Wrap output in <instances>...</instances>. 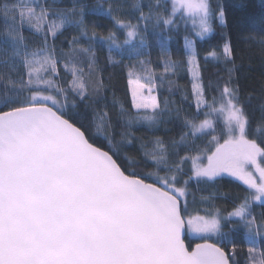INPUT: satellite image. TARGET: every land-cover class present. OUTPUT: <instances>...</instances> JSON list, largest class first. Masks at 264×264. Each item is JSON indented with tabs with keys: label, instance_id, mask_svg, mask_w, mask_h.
<instances>
[{
	"label": "snow or ice",
	"instance_id": "6c2138e0",
	"mask_svg": "<svg viewBox=\"0 0 264 264\" xmlns=\"http://www.w3.org/2000/svg\"><path fill=\"white\" fill-rule=\"evenodd\" d=\"M70 2L0 0V264H264V81L244 90L231 32L262 52L264 35H241L243 12L229 20L244 6ZM90 16L111 22L107 35ZM258 23L264 32V15ZM218 30L223 42L203 60L231 67L206 82L196 38ZM181 31L176 60L169 41ZM109 66L128 99L115 94ZM173 123L179 139L133 131ZM225 178L236 191L218 190ZM193 183L208 194L197 198Z\"/></svg>",
	"mask_w": 264,
	"mask_h": 264
},
{
	"label": "trees",
	"instance_id": "16d2710c",
	"mask_svg": "<svg viewBox=\"0 0 264 264\" xmlns=\"http://www.w3.org/2000/svg\"><path fill=\"white\" fill-rule=\"evenodd\" d=\"M87 4H95L97 0H84ZM109 0H105V6H107V3ZM116 2L123 3L125 10L130 7L133 0H116ZM148 0H141L142 4H146ZM225 3L230 5H239L242 4L244 7L243 9L233 7L229 9V20L233 18V16L241 15V12L244 14L245 18V26L241 31L242 36H249L254 35L257 38H259L261 35H264V32L260 31L261 25L258 23L261 16L264 15V7H261L262 4H264V0H225ZM64 4L67 6H71L70 0H64ZM63 6V5H62ZM144 11H147V8H144ZM123 18H129L127 16ZM89 22L92 20H96L101 27H99L97 30L101 35H107L109 29L111 28V22L103 17H97V16H90L87 18ZM135 22V21H133ZM253 22H256V27L253 28L251 25ZM107 25V27L103 26ZM4 23L3 19L0 18V32L3 31ZM25 36H29L30 32L28 29H25ZM67 35H71L74 33H66ZM120 40L124 39V35L122 33H118ZM147 39L149 44L151 45V58L153 61H155L159 55V49L156 45V41L154 36L152 35L151 30L147 32ZM173 39L169 41V48L172 52V58L179 60L184 56V48H183V31L180 33H173ZM233 44L237 45V54H236V62L237 64H242L243 67H241L237 73V75L241 76V84L244 87V90L246 92H251L253 89H258L259 85L262 81H264V52H262L261 47L258 43H254L251 41L246 40H240L237 42L236 39V33L235 31L231 32ZM198 41V47L201 55L200 63L202 65L201 67V73L204 77V80L207 82L208 79H212L215 81L218 76L226 77V67H231V65H225L220 61H213L211 57L208 58V63L205 65V61L203 60V54L211 50V46H215L217 43H222L223 41L220 39L219 36V30L213 34L211 37H207L205 41H200L199 38H196ZM59 43V42H57ZM64 47L67 48V44H64ZM219 50V49H217ZM98 56L103 60L107 56V49L105 48H99L98 49ZM114 59L120 60L121 55L114 52L113 53ZM242 57V59H241ZM125 61L127 62V58L125 57ZM162 67V66H161ZM109 72H114L112 85L115 90V94L117 97H121L123 99H128L126 96V78L123 76L119 68L113 69L111 66H109L105 72V75H107ZM190 80L191 76L186 71H182L179 77V83L182 86H187L190 89ZM167 91L165 89L161 90V95H167ZM111 95V93H109ZM172 99H175L178 103L180 101V96L177 94ZM254 103H259V101H254ZM185 108H187V105H185ZM258 114V113H257ZM202 118V117H201ZM164 127L163 125L161 126ZM168 127L172 128L171 132H164V131H158L155 133L149 132L146 128V126H141L138 129H133L135 131L137 136H140L144 139H147L151 135H159L163 136L166 139L168 138H176L179 139V132L181 129L176 126L174 123L169 124ZM130 156H135V152L133 150H129ZM192 191L196 194L197 198L200 195H207L208 192L204 191H198L196 189L195 183L190 185ZM212 189H209L211 191ZM218 190L221 192H234L236 191L235 186L230 182V178H225L224 180L219 182ZM227 202L225 201H218V206H222ZM228 210H231V204L228 203ZM261 210V207L259 206V202H257L256 211L259 212ZM187 243H198L200 242L197 239L190 238L189 240H186Z\"/></svg>",
	"mask_w": 264,
	"mask_h": 264
},
{
	"label": "water",
	"instance_id": "95a60500",
	"mask_svg": "<svg viewBox=\"0 0 264 264\" xmlns=\"http://www.w3.org/2000/svg\"><path fill=\"white\" fill-rule=\"evenodd\" d=\"M186 242V241H185ZM187 243V242H186Z\"/></svg>",
	"mask_w": 264,
	"mask_h": 264
}]
</instances>
